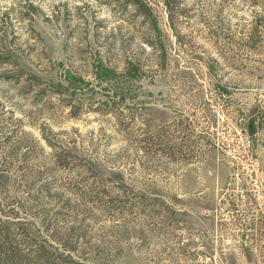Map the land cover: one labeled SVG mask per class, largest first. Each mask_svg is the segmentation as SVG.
<instances>
[{
    "label": "rangeland",
    "instance_id": "374dc122",
    "mask_svg": "<svg viewBox=\"0 0 264 264\" xmlns=\"http://www.w3.org/2000/svg\"><path fill=\"white\" fill-rule=\"evenodd\" d=\"M147 1L160 34L123 0H0V143L20 145L0 235L20 264H264V0H183L178 35ZM40 129L67 162L26 147Z\"/></svg>",
    "mask_w": 264,
    "mask_h": 264
},
{
    "label": "trees",
    "instance_id": "16d2710c",
    "mask_svg": "<svg viewBox=\"0 0 264 264\" xmlns=\"http://www.w3.org/2000/svg\"><path fill=\"white\" fill-rule=\"evenodd\" d=\"M125 2V5H132L135 10L142 15L145 19H147L151 25V29L154 33L160 34L161 30L158 26V22L154 16L152 6L149 1L147 0H123ZM161 4L163 5L164 9L166 10V14L168 17V28L170 31L175 34H177V21L178 18L184 17V9L182 8V1L183 0H159ZM161 47V46H160ZM163 49V48H161ZM131 67L128 68V70L131 72L133 70V65H130ZM127 73V72H126ZM93 74L96 79L99 81L104 80L106 82L113 81L114 77L117 75L116 72L112 69H110L108 66H106L101 60L94 61L93 64ZM64 79L69 84H75L79 81H83L81 77L75 76L73 73H71L69 70H65L63 74ZM29 78L31 79V85L30 88H33L36 85H39L41 80L34 75L30 74ZM71 94L75 93V88L70 89ZM228 93L225 86H222V94ZM49 130V129H47ZM50 132V130H49ZM40 137L39 139L35 137L34 135L30 134L29 132H24V134L28 137L24 144H26V147L28 149L35 150L40 153H44V147L41 144V141L45 143L47 147H49L52 151V156L58 160V162L63 163L67 162L68 156L62 155L61 150L59 151V147L57 145V142L54 140H51V138L46 134L44 129H40ZM51 133V132H50ZM10 137H7L2 143H0V171L7 168L9 166L8 159L12 157V155L16 152V147H20L16 142L13 144H10L9 140ZM22 146V144H21ZM5 148V155H1L2 149ZM58 149V150H57ZM63 151V150H62ZM147 151V150H146ZM5 178L3 173L0 172V181ZM1 237L4 236L5 238L2 240L0 239V260H2V263L0 264H20V262L17 260V256L14 252V247L12 246V243L9 239L8 234H1ZM9 243L8 247L3 248L4 244H7L6 241ZM3 242V243H2Z\"/></svg>",
    "mask_w": 264,
    "mask_h": 264
}]
</instances>
